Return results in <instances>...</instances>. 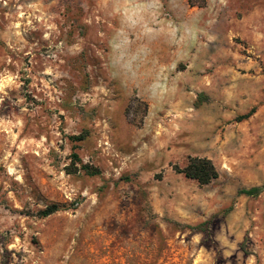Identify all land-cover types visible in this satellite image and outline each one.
<instances>
[{"label":"rangeland","instance_id":"rangeland-1","mask_svg":"<svg viewBox=\"0 0 264 264\" xmlns=\"http://www.w3.org/2000/svg\"><path fill=\"white\" fill-rule=\"evenodd\" d=\"M0 264H264V0H0Z\"/></svg>","mask_w":264,"mask_h":264},{"label":"trees","instance_id":"trees-1","mask_svg":"<svg viewBox=\"0 0 264 264\" xmlns=\"http://www.w3.org/2000/svg\"><path fill=\"white\" fill-rule=\"evenodd\" d=\"M207 0H187L189 6L204 7ZM254 112V109H251L248 113H245L240 116L241 119L247 118ZM73 140L83 139L82 135H74L71 137ZM74 160L80 161L76 153H72ZM88 175H95L99 173V169L89 164H81L80 167ZM174 169L178 173H182L186 178L196 181L200 185H206L211 183L218 177V170L215 167L211 159L207 157L199 156H190L186 164L183 167L178 165L174 166ZM261 191L260 186H252L250 188H243L239 190V193L246 195H257ZM59 209V205L52 203L44 207L43 209L37 212L38 216L46 217L55 213Z\"/></svg>","mask_w":264,"mask_h":264}]
</instances>
